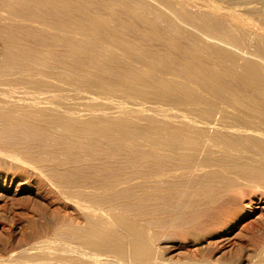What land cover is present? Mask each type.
<instances>
[{
    "label": "bare ground",
    "instance_id": "1",
    "mask_svg": "<svg viewBox=\"0 0 264 264\" xmlns=\"http://www.w3.org/2000/svg\"><path fill=\"white\" fill-rule=\"evenodd\" d=\"M255 1L0 0V150H10L0 162L29 158L24 185L50 186L54 200L75 194L79 213L53 223V237H23L0 264L235 263L173 260L179 212L160 206L187 199L191 221L227 231L225 244L234 222L222 204L245 201L232 195L236 182L264 189V0ZM26 132L63 143H30ZM15 169L0 186L22 175Z\"/></svg>",
    "mask_w": 264,
    "mask_h": 264
},
{
    "label": "rangeland",
    "instance_id": "2",
    "mask_svg": "<svg viewBox=\"0 0 264 264\" xmlns=\"http://www.w3.org/2000/svg\"><path fill=\"white\" fill-rule=\"evenodd\" d=\"M217 1L219 2V0H217ZM222 2H223V0H220L219 3H222ZM225 2H226V0L223 2V4H226ZM239 6H238V9H239ZM246 15H248V17L250 15V18H258L257 15L255 17L254 14H253L254 16H252V14H246ZM33 133L32 132H30V133L26 132V135L29 134V136L28 135L27 136L30 138V139H28V141H31L30 143H33V142H34V144L36 142L41 143V141L44 143L46 141H48V143H46V144L50 143L52 145L55 143L56 144H59V143L62 144L63 143L62 139L60 141L59 140L60 138L55 137L54 135L48 136V135H43L40 133H36V134H35V132H33ZM32 134H33V137H32ZM26 140H27V138H26ZM6 149H8V148L3 147V149L0 150V152H2L0 154H3V151ZM5 152H7V151H5ZM3 155H0V156H3ZM13 155H16V154L13 153ZM8 156H9V159H8ZM21 156H18V158H21L22 160L27 159V162L23 161L26 163L22 162L23 164H25V167L23 164H20L21 166L18 164V165H16V167H10V166H8V167L11 170L16 168L15 170H13L16 172L18 170H20L17 173L22 174V175H18V176L15 175L17 178L14 179L12 184H8L5 188L3 186H0V256H1L0 258H6V256H9L14 251L19 250V248H20L19 245L25 244V243H23V242H25V240H28L26 242H33V240L35 241L37 238L42 239V237L44 235H45L44 237H53L54 236V235H52L53 229L51 226H53L54 224H56L54 226H61L65 222L67 224L73 223L75 221V218L79 214L78 208L75 206V204L73 202L74 200H72V199H74L72 197V195H75V194L67 193V197H65V195H60L61 196L60 197L59 194L56 193L55 195L56 196L58 195L57 197H59V199L57 198L54 200V198L51 197V196H54V192L52 195L51 194L52 192H50V190H51L50 186L49 187L47 186V188H46L47 190L41 189V192H40V190H37L38 188L36 185L34 188L35 190L34 189L31 190L30 188L27 187V185H24L25 184V181H23V179L25 177L24 176L25 175L24 169L27 168L26 166L32 165V163H31V161L29 162V160H30L29 158H26L25 156H22V157ZM41 156L45 157L44 155H41ZM5 157H6V160L14 161V160H12L13 157L10 155V152H7V154L5 153ZM10 157H12V158H10ZM3 159H5V158H3ZM1 163L5 164V162L4 163H3V161L0 162V169H1V171H0L1 172L0 173V185H3V183L5 181L4 180V176H5L4 174H5L6 170H10V169L9 168L7 169L8 164H6V166H5V165H2ZM17 166L22 167V168H18ZM1 167L2 168L5 167V168L2 169ZM23 167H24V169H23ZM10 173H12V171ZM11 176H10V174H7L8 182H10ZM41 178L44 181L46 180L44 177H39L38 180L39 179L42 180ZM241 180L242 179H240V181ZM238 181H239V179H238ZM243 181L244 180H242L240 183L238 182L239 186L237 185L238 183L236 182V186H237V188L238 187L239 188L238 189L236 188L237 191L234 190L233 191L234 194H232V195L236 196L237 199H240V197H241L240 195L245 194V195H243V200H245V201H243V204L245 203V205L242 204V206H241V204H240L238 209L236 208L237 206H235L234 207L235 212H234L233 211L234 209H232L233 208L232 204L230 206H228L227 208H225V206L228 205V204H226V202H228V201H226V199H224L226 202H224V203L222 202L224 204V205L222 204V206L224 208L221 206L222 207L221 211L223 210V212L222 213L220 212V214H221L220 217L222 218V220H224L227 223L234 222V227L231 229V232L228 230L230 232L229 236H231V238H233V239L230 242L225 241V244L223 241L220 242L219 236L227 234V231L222 233V234L221 233L217 234V232H218L217 231V232H214L213 233L214 235H213L212 233H209V232L207 233L205 230H203V228H201V226H200L201 225L200 223H198L199 225H197L196 221H195V223L193 221H191L190 212H188L186 210V207L184 206V203L187 201V199H183L182 201H180V204L178 207H175L173 205H167V204L160 206V211L163 213H168V214L174 215L175 213L179 212V214L174 216L172 227H171V229L168 230L170 233V237H171L169 239L170 242L168 241L169 245L178 247V245L183 244L182 245V251L178 255H177V253L180 252L179 250H176V249H170L169 250L170 253L168 255L171 256L173 258V260L185 259L187 256H194L195 255V256H205L208 259L210 257H212V258L213 257H215V258H222L223 257L222 258L223 260L233 261V262H235L234 264H259V260L262 258V255H263L262 252L260 251V249L261 248L263 249V246H262L263 242L262 241H264V236H263L264 235V233H263L264 224H262V223H264V216L261 217V219L263 221L260 218H257V216L259 215L260 211L264 210V189L261 187L259 189L258 187H255L253 184L250 185L249 182L245 183V181L244 182ZM45 182L47 183V180ZM241 183H243V184H241ZM244 183H245V185H244ZM241 185L244 186V188L240 187ZM235 192H236V194H235ZM68 195H70L69 197L71 199L68 198ZM246 195H247V198H246ZM62 198L66 199L67 201L69 200V201L68 202L66 200L63 201ZM248 199H251V202H249ZM191 200L195 201V198H192ZM53 202H56V203H53ZM69 205H70V207H69ZM72 205H74V206H72ZM58 207L60 209L59 212L57 210ZM249 208H251V209H249ZM227 209H229L231 214L229 213V211ZM225 210H227L228 212ZM239 210L252 211L253 213H251L247 218H240L242 211L239 212ZM69 211H70V213H69ZM42 212L44 214L45 213L46 214L41 216L43 214ZM75 213H77V214H75ZM47 214H49L51 217ZM64 214H66V215H64ZM65 216H68V218L67 217L64 218ZM55 217H57V219ZM49 218H51V219L49 220ZM61 218H62V220H60ZM71 218H73L74 220L73 219L71 220ZM52 219L53 220L55 219V220L53 221ZM256 220H257V222H256ZM61 221H63V223ZM66 223H65V226L67 225ZM191 223H192V226H194V227H191ZM45 224H46V226H45ZM48 224H51V225H48ZM58 224H61V225H58ZM256 224H258L259 226ZM260 224H262V225H260ZM32 226L34 228L36 227V229H34ZM44 226L47 227L49 230L47 228L44 229ZM158 228H159V230L160 229L166 230L163 226H159ZM31 229H34V230L32 231ZM41 229H43V230H41ZM218 229L220 230L221 227H219ZM36 230H37V232H36ZM37 233H39L40 235H38ZM46 233H48V234H46ZM26 234H28V235L34 234V235L28 236ZM49 234H51V236ZM206 234H207V236H206ZM209 234H210V236H209ZM25 236H27V238L28 237L29 238L25 239ZM38 236H40V238ZM22 238L24 239L23 242L21 241V240H23ZM216 240L217 241L219 240L218 242H220V244L221 243H223V244L220 245ZM214 241H216V242L213 243ZM233 241L235 243H233ZM181 242H183V243H181ZM210 243L212 246L210 245ZM230 243H231V246H229ZM213 244L214 245L217 244L216 245L217 249H216V246H214L215 248H210V247H213ZM219 246H221V247H219ZM215 250H216V252L223 251L222 252L223 254H221V253L219 255L215 254L216 253ZM218 250H220V251H218ZM5 254H7V255H5ZM262 263H260V264H262Z\"/></svg>",
    "mask_w": 264,
    "mask_h": 264
}]
</instances>
